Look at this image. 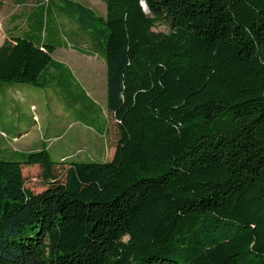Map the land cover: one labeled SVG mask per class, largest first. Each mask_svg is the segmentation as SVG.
<instances>
[{
  "label": "trees",
  "instance_id": "16d2710c",
  "mask_svg": "<svg viewBox=\"0 0 264 264\" xmlns=\"http://www.w3.org/2000/svg\"><path fill=\"white\" fill-rule=\"evenodd\" d=\"M67 1L107 65L116 152L0 158V264H264V0ZM15 39L0 80L46 85L57 45Z\"/></svg>",
  "mask_w": 264,
  "mask_h": 264
},
{
  "label": "crops",
  "instance_id": "0c3cea01",
  "mask_svg": "<svg viewBox=\"0 0 264 264\" xmlns=\"http://www.w3.org/2000/svg\"><path fill=\"white\" fill-rule=\"evenodd\" d=\"M75 1L101 15L107 13L102 0L98 3L105 4L103 11L96 9V4ZM67 3V0H0V13L8 17L6 37H28L38 44H55L52 56L61 63L44 72L43 79L47 82L44 86L0 80V158L23 160L29 152L47 148L57 161H106L116 152L117 121L108 109L107 65L78 26L61 15L59 9ZM62 24L74 34L65 44L57 34ZM62 51L71 52L77 60L100 70L103 78L97 81L106 87L101 101L93 97L75 68L58 58ZM93 107H99V115L93 112ZM69 109L84 110V119L73 118ZM26 167L40 171L38 164Z\"/></svg>",
  "mask_w": 264,
  "mask_h": 264
},
{
  "label": "rangeland",
  "instance_id": "374dc122",
  "mask_svg": "<svg viewBox=\"0 0 264 264\" xmlns=\"http://www.w3.org/2000/svg\"><path fill=\"white\" fill-rule=\"evenodd\" d=\"M86 3L90 4H96L94 5L96 9L103 11L105 9L104 5L98 3L101 2L100 0L96 2V0H82ZM102 3V2H101ZM1 9V8H0ZM7 16L4 15V13H0V46L6 42L11 41L15 43L16 39H8L6 37L5 33V27H6V21ZM155 30H162L167 31L168 28L165 25H158L156 26ZM58 58L63 59L64 61L70 63L75 70L77 71V75L79 79L84 83V85L89 89V91L93 94V97L99 99H103L105 93H106V87L102 82L97 81L98 79H102L103 75H100V70L98 68H93L91 65H88L84 63L82 60H77L76 56L68 51H62L58 54ZM76 61L77 63L74 65L73 62ZM93 107V112H96L97 115H99V107ZM84 110H78L75 109H69L68 114L71 115L73 118L78 117L80 119H84L83 112ZM87 122L89 120L86 119ZM24 173L26 175V184L29 188L34 190L35 192L42 191L45 188V183L42 179V177L39 175V171L37 169H28L27 167L24 170Z\"/></svg>",
  "mask_w": 264,
  "mask_h": 264
},
{
  "label": "water",
  "instance_id": "95a60500",
  "mask_svg": "<svg viewBox=\"0 0 264 264\" xmlns=\"http://www.w3.org/2000/svg\"><path fill=\"white\" fill-rule=\"evenodd\" d=\"M143 6H144V9L146 10V12H150L149 7L145 1H143Z\"/></svg>",
  "mask_w": 264,
  "mask_h": 264
}]
</instances>
